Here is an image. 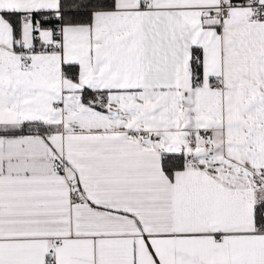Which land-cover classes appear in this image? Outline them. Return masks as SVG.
I'll return each instance as SVG.
<instances>
[{
	"label": "snow or ice",
	"instance_id": "snow-or-ice-1",
	"mask_svg": "<svg viewBox=\"0 0 264 264\" xmlns=\"http://www.w3.org/2000/svg\"><path fill=\"white\" fill-rule=\"evenodd\" d=\"M0 264H264V0H0Z\"/></svg>",
	"mask_w": 264,
	"mask_h": 264
}]
</instances>
